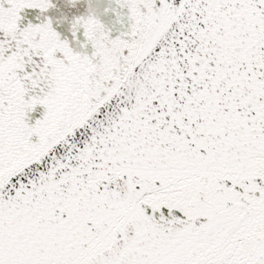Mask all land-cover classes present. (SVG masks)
<instances>
[{
  "label": "snow or ice",
  "instance_id": "6c2138e0",
  "mask_svg": "<svg viewBox=\"0 0 264 264\" xmlns=\"http://www.w3.org/2000/svg\"><path fill=\"white\" fill-rule=\"evenodd\" d=\"M0 264H264V0H0Z\"/></svg>",
  "mask_w": 264,
  "mask_h": 264
}]
</instances>
